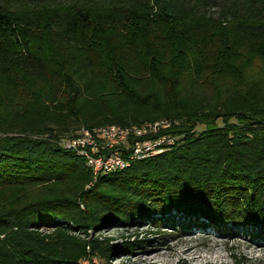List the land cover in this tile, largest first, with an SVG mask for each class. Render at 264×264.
<instances>
[{
  "label": "trees",
  "instance_id": "1",
  "mask_svg": "<svg viewBox=\"0 0 264 264\" xmlns=\"http://www.w3.org/2000/svg\"><path fill=\"white\" fill-rule=\"evenodd\" d=\"M0 88V264H111L146 243L102 230L174 219L263 239L264 0H0ZM158 121L105 174L61 146Z\"/></svg>",
  "mask_w": 264,
  "mask_h": 264
},
{
  "label": "rangeland",
  "instance_id": "2",
  "mask_svg": "<svg viewBox=\"0 0 264 264\" xmlns=\"http://www.w3.org/2000/svg\"><path fill=\"white\" fill-rule=\"evenodd\" d=\"M220 6L218 3L213 10H219ZM173 222L175 227H164L159 234L155 227L144 225L128 230L111 228L102 230L99 235L118 240L121 236L137 234V238L146 243L134 254L112 260L111 264H264V237L252 235L253 230L236 229L232 233L210 227L183 230L180 221L174 219ZM81 264L104 263L89 258Z\"/></svg>",
  "mask_w": 264,
  "mask_h": 264
},
{
  "label": "built area",
  "instance_id": "3",
  "mask_svg": "<svg viewBox=\"0 0 264 264\" xmlns=\"http://www.w3.org/2000/svg\"><path fill=\"white\" fill-rule=\"evenodd\" d=\"M163 121L145 124L138 127H120L110 125L103 128L77 132L73 138L62 139L61 146L75 152L82 157L93 175L108 173L115 169H123L130 161L142 159L161 151V146L171 144L172 139L163 135L155 139L134 140L128 144L130 138L155 133L160 127H166ZM123 150H130L125 156Z\"/></svg>",
  "mask_w": 264,
  "mask_h": 264
}]
</instances>
